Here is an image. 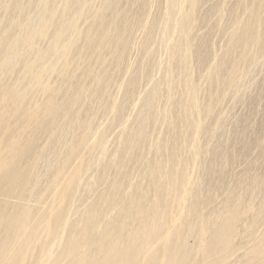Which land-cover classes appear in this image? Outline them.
Here are the masks:
<instances>
[{"label":"rangeland","instance_id":"1","mask_svg":"<svg viewBox=\"0 0 264 264\" xmlns=\"http://www.w3.org/2000/svg\"><path fill=\"white\" fill-rule=\"evenodd\" d=\"M0 264H264V0H0Z\"/></svg>","mask_w":264,"mask_h":264},{"label":"bare ground","instance_id":"2","mask_svg":"<svg viewBox=\"0 0 264 264\" xmlns=\"http://www.w3.org/2000/svg\"><path fill=\"white\" fill-rule=\"evenodd\" d=\"M28 1H29V2H32V0H28ZM46 12H47V10L41 12L42 16H43L44 14H46ZM47 13H48V12H47Z\"/></svg>","mask_w":264,"mask_h":264}]
</instances>
